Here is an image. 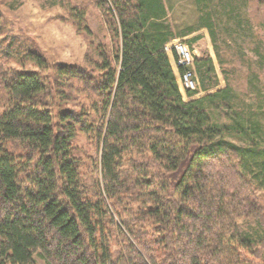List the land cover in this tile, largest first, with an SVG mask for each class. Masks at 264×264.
<instances>
[{
	"label": "trees",
	"instance_id": "trees-1",
	"mask_svg": "<svg viewBox=\"0 0 264 264\" xmlns=\"http://www.w3.org/2000/svg\"><path fill=\"white\" fill-rule=\"evenodd\" d=\"M89 1L110 34L90 69L52 80L39 54L0 48L33 67L0 65V264H264V94L255 74L238 94L221 54L249 39L264 67L247 0ZM201 30L226 85L196 59L205 95L184 101L165 46Z\"/></svg>",
	"mask_w": 264,
	"mask_h": 264
},
{
	"label": "rangeland",
	"instance_id": "rangeland-1",
	"mask_svg": "<svg viewBox=\"0 0 264 264\" xmlns=\"http://www.w3.org/2000/svg\"><path fill=\"white\" fill-rule=\"evenodd\" d=\"M248 17L250 18L255 34L259 38L260 51L264 56V4L257 0H247ZM81 9L85 12V24L80 30L74 23L70 10ZM189 10V8H187ZM87 28L90 32L85 31ZM196 35L201 39L192 47L194 60H203L210 57L218 80L215 90H220L226 85L224 76L221 74V67L212 49L207 31L201 30ZM195 35V36H196ZM226 43L221 44V54L223 58L222 68L230 72L231 86L238 94H247L250 91L249 80L255 74L257 81L254 85L264 94V67H260V60L251 52L256 48V43L249 39L235 43L230 37H223ZM186 39H176L174 41H184ZM13 42L15 49L20 51H33L39 54L46 62L49 69L41 72L44 77L55 78V67L58 65L80 66L90 69L89 64L97 60L95 52L100 46H108L110 34L107 31L101 13L96 9L91 1L87 0H0V48L3 50L9 42ZM21 56V53H19ZM1 58L0 65L4 69L14 71L32 70L33 67L27 62L19 60ZM198 82V94L194 98L203 97L205 94L199 91V79L194 66ZM74 90H65L69 98L74 97L79 101L83 100V95ZM213 90V91H215ZM249 95L245 99H249ZM251 98V97H250ZM185 96L184 101H187ZM66 106V105H62ZM77 145L81 148L84 159L85 170H89V157L94 156V147L83 135H79ZM15 151L21 153V149L15 146ZM83 172L84 169H83ZM87 173V172H85ZM37 264H44L40 259H36Z\"/></svg>",
	"mask_w": 264,
	"mask_h": 264
},
{
	"label": "built area",
	"instance_id": "built-area-1",
	"mask_svg": "<svg viewBox=\"0 0 264 264\" xmlns=\"http://www.w3.org/2000/svg\"><path fill=\"white\" fill-rule=\"evenodd\" d=\"M165 53L173 57V68L177 73L180 92L195 91L198 88L194 70V54L190 47L183 41H174L165 46Z\"/></svg>",
	"mask_w": 264,
	"mask_h": 264
},
{
	"label": "crops",
	"instance_id": "crops-1",
	"mask_svg": "<svg viewBox=\"0 0 264 264\" xmlns=\"http://www.w3.org/2000/svg\"><path fill=\"white\" fill-rule=\"evenodd\" d=\"M169 59H170V63H171V67H172V69H173V59H172V57H168Z\"/></svg>",
	"mask_w": 264,
	"mask_h": 264
}]
</instances>
